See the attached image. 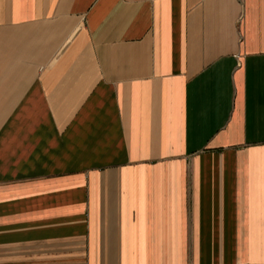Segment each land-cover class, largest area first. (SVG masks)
Returning <instances> with one entry per match:
<instances>
[{"label": "crops", "instance_id": "crops-1", "mask_svg": "<svg viewBox=\"0 0 264 264\" xmlns=\"http://www.w3.org/2000/svg\"><path fill=\"white\" fill-rule=\"evenodd\" d=\"M264 263V0H0V264Z\"/></svg>", "mask_w": 264, "mask_h": 264}, {"label": "built area", "instance_id": "built-area-1", "mask_svg": "<svg viewBox=\"0 0 264 264\" xmlns=\"http://www.w3.org/2000/svg\"><path fill=\"white\" fill-rule=\"evenodd\" d=\"M245 264H264V263H245Z\"/></svg>", "mask_w": 264, "mask_h": 264}]
</instances>
